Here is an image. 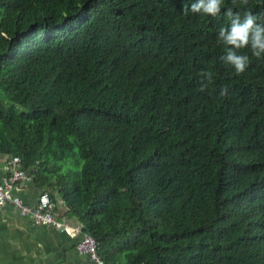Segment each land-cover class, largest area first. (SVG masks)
<instances>
[{"label":"trees","instance_id":"trees-1","mask_svg":"<svg viewBox=\"0 0 264 264\" xmlns=\"http://www.w3.org/2000/svg\"><path fill=\"white\" fill-rule=\"evenodd\" d=\"M183 6L0 0V155L62 196L106 264H264V58L240 50L235 73L228 19ZM222 7L264 20L262 0Z\"/></svg>","mask_w":264,"mask_h":264},{"label":"crops","instance_id":"crops-1","mask_svg":"<svg viewBox=\"0 0 264 264\" xmlns=\"http://www.w3.org/2000/svg\"><path fill=\"white\" fill-rule=\"evenodd\" d=\"M11 157L0 155V170L6 171ZM31 175V174H30ZM31 175L30 179L12 190L28 206H34L43 192ZM50 192V191H49ZM56 218L69 227H81L68 209L62 196L50 193ZM69 230L39 225L30 217H24L11 204H0V264H94L87 256L77 252L78 238Z\"/></svg>","mask_w":264,"mask_h":264},{"label":"clouds","instance_id":"clouds-1","mask_svg":"<svg viewBox=\"0 0 264 264\" xmlns=\"http://www.w3.org/2000/svg\"><path fill=\"white\" fill-rule=\"evenodd\" d=\"M224 2L225 0H186V7H182V12L206 17H217L223 13L228 22L221 24L215 33L216 43L222 48L218 59L239 74L250 63L249 55L240 50L248 49L252 57L264 58V20L251 11L241 15L232 9L223 8ZM211 80L212 73L202 70L200 91H204ZM226 91V88L220 90L221 94Z\"/></svg>","mask_w":264,"mask_h":264},{"label":"built area","instance_id":"built-area-1","mask_svg":"<svg viewBox=\"0 0 264 264\" xmlns=\"http://www.w3.org/2000/svg\"><path fill=\"white\" fill-rule=\"evenodd\" d=\"M31 175L23 169L22 160L13 157L8 162L6 171L0 170V204H11L15 206L24 217H30L39 225H48L56 229L69 230L73 236L78 238L76 250L78 253L87 256L94 264H106L98 256V246L94 238L82 231V228L69 227L57 220L54 202L48 191L43 190L38 202L34 206H28L18 197H14L12 190L17 188L24 181L29 180Z\"/></svg>","mask_w":264,"mask_h":264}]
</instances>
